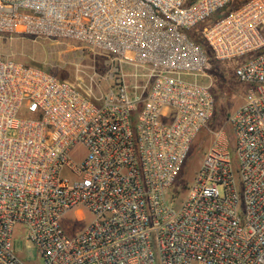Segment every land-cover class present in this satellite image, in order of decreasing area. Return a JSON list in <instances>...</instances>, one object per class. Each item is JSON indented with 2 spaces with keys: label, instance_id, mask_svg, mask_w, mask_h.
I'll use <instances>...</instances> for the list:
<instances>
[{
  "label": "built area",
  "instance_id": "built-area-1",
  "mask_svg": "<svg viewBox=\"0 0 264 264\" xmlns=\"http://www.w3.org/2000/svg\"><path fill=\"white\" fill-rule=\"evenodd\" d=\"M0 35L113 65L79 86L0 59V264H264V0H0ZM226 64L242 101L209 129ZM72 211L91 220L68 237Z\"/></svg>",
  "mask_w": 264,
  "mask_h": 264
},
{
  "label": "rangeland",
  "instance_id": "rangeland-1",
  "mask_svg": "<svg viewBox=\"0 0 264 264\" xmlns=\"http://www.w3.org/2000/svg\"><path fill=\"white\" fill-rule=\"evenodd\" d=\"M0 59L13 60L17 63L35 67L56 78L66 80L76 85L87 83L86 75L93 72L105 75L113 65L108 60V55L87 48L77 42L54 41L44 39L12 38L0 35ZM125 72L130 68L122 67ZM209 75L212 79V92L214 97V111L209 122V129H216L223 125L225 118L239 106L243 88L230 74L229 65H213ZM189 81L208 84L209 80L203 77H190ZM228 131V128L226 129ZM208 138L203 131L195 140L191 153L185 166L178 177L181 184H189L202 160L204 141ZM76 153L81 154L78 148L71 154L77 161ZM77 214L72 211L63 216L60 225L68 237H73L86 228L91 216L85 211ZM15 249L26 262H36V251L28 248L22 240V235L15 236Z\"/></svg>",
  "mask_w": 264,
  "mask_h": 264
},
{
  "label": "trees",
  "instance_id": "trees-1",
  "mask_svg": "<svg viewBox=\"0 0 264 264\" xmlns=\"http://www.w3.org/2000/svg\"><path fill=\"white\" fill-rule=\"evenodd\" d=\"M57 79L64 81L63 79H60V78H57ZM225 119H226V118H225Z\"/></svg>",
  "mask_w": 264,
  "mask_h": 264
},
{
  "label": "crops",
  "instance_id": "crops-1",
  "mask_svg": "<svg viewBox=\"0 0 264 264\" xmlns=\"http://www.w3.org/2000/svg\"><path fill=\"white\" fill-rule=\"evenodd\" d=\"M242 98V97H241ZM241 101H242V99H241ZM241 103V102H240Z\"/></svg>",
  "mask_w": 264,
  "mask_h": 264
}]
</instances>
